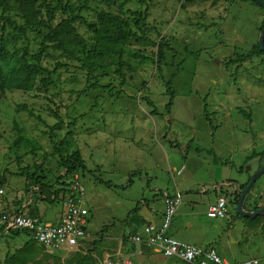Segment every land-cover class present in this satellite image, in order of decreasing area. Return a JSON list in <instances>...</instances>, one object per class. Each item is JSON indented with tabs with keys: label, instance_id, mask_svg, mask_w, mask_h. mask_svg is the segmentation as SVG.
<instances>
[{
	"label": "rangeland",
	"instance_id": "rangeland-1",
	"mask_svg": "<svg viewBox=\"0 0 264 264\" xmlns=\"http://www.w3.org/2000/svg\"><path fill=\"white\" fill-rule=\"evenodd\" d=\"M47 1L53 7L70 1L73 16L83 17L89 24L97 23L100 12L121 16L133 32L150 42H128L122 76L116 72V57L104 58L96 77L110 90L84 92L87 72L76 57L83 45L92 43L87 25H74L64 36L65 49H46L44 53V43L54 45L45 42L50 33L45 27L26 37H9L7 59L0 61L7 79L16 76L23 62L50 72L58 63L67 66L52 75L48 87L40 82L47 77L43 74L26 90L0 91V177L5 179L0 187L6 190L4 198L24 207L34 195L42 219L56 220L62 206L48 198L65 175L56 143L65 155L78 151L85 163L81 177L89 224L88 237L73 252L47 250L26 233L18 238L2 233L0 264H100L105 254L119 250L132 255L136 264H182L155 254L144 243L136 246L130 241L134 236L145 239L142 219L150 222L151 215L160 216L163 194L176 190L183 194V204L172 225L174 238L186 242L180 233L191 221L192 231L206 235L208 244L213 243L209 247L221 258L232 264L250 259L264 264V215L245 218L237 213L240 184L247 183L264 160V56L241 61L259 44L264 10L243 0L195 4L95 0L88 9L81 8L78 0ZM138 14L143 17L140 30L135 27ZM10 15L18 24L26 23L18 6ZM67 18L59 11L53 27ZM38 19L40 15L33 16V21ZM163 38L177 56L166 52L161 77L155 62ZM175 74V98L168 113L165 82ZM154 110L157 116L151 115ZM240 110L251 115V120ZM209 123L218 127L214 134ZM210 150L220 162L213 161ZM253 153L262 154V161L249 159ZM182 166L183 175L174 181L173 172ZM135 173L141 177H133ZM220 196L227 200L228 213L225 219L211 220L207 210ZM255 207L264 208V174L243 204L246 212Z\"/></svg>",
	"mask_w": 264,
	"mask_h": 264
},
{
	"label": "trees",
	"instance_id": "trees-1",
	"mask_svg": "<svg viewBox=\"0 0 264 264\" xmlns=\"http://www.w3.org/2000/svg\"><path fill=\"white\" fill-rule=\"evenodd\" d=\"M78 1L80 3L81 8L88 9L90 7V4L95 0ZM173 1H176L178 3L185 1L187 4H195L198 2H207L209 0ZM243 1L252 3L257 7H260L253 0ZM262 1L264 2V0ZM15 5L18 6V9L24 13V15H22V18L26 21V23L23 25L18 24L10 15ZM40 9H44L45 13H42ZM73 10V5L70 4V1H68L65 5L61 7H53L50 3H48L47 0H0V61L4 62L7 59L8 50L6 49V45L8 43L9 37H12L14 39H17L18 37H26L28 32L39 30L45 27L50 30V33L47 34L45 37V42L52 43L54 45L50 46L44 43L46 47L41 51V53H44L46 49L63 50L66 48L67 45V40L64 39V36L69 34L73 30L75 24L83 23L88 26L92 38V43L89 46L83 45L79 50V55L76 57V59L82 64V69L87 72L88 86L84 90V92L110 90L108 88L111 87L101 86L96 77V73L98 72L99 68L102 67V60L109 55H113L114 57H116V72L117 74L122 76L123 52L128 42L133 39L141 42H150V39H148L145 35L139 36L137 33L133 32L130 28L129 23L125 22L121 16L114 15L110 12H100L97 13L96 16L97 23L89 24L85 21L83 17L73 16ZM59 11H62L64 14H66L68 18L66 20H63L60 24H58L56 28H54L53 23L55 22L56 16ZM131 14L135 15L136 13ZM34 15H40V19H38V21H33ZM142 19L143 17L138 14V19L135 20V27L137 30H140ZM263 30L264 29L262 28L261 31ZM167 51L173 53L174 57L177 56L176 51H174L171 48L169 42L165 38H163L158 44L157 61L155 62L158 75L161 77H163V65L165 63ZM261 56H264V52L261 51L258 44L252 48L249 54L243 55L241 57V61L246 62L248 60ZM66 66L61 63H58L55 65L54 70L50 72L46 69L41 68L38 65L23 62L19 67V72L13 79H7L5 74L3 73L2 68L0 67V91L5 92L11 90H26L27 87L32 85L33 80L36 76L43 74H45L47 77L42 78L40 82L41 84H43V86L48 87L52 84V75L56 74L59 70L66 68ZM178 70L179 69H177V71ZM175 77H177L176 74L170 80L165 82L166 92L167 95L170 97L169 103L165 108L168 113L170 112L173 106L175 98L173 84ZM206 109L207 106L205 105V110ZM21 110L27 109L26 107H21ZM239 112L243 115L244 118H246L247 120H251V115L247 114L244 110H240ZM205 113L207 120L210 121L207 110ZM151 115L157 116V111H152ZM209 125L212 128L214 134V131H216L218 127H213L212 123H209ZM192 143L193 141H191L189 145L186 146V151L187 149H190ZM170 145L172 148L181 149L179 145H174L173 143H170ZM55 148L60 158V166L65 169V175L63 177L64 179L61 180L60 187L58 189L51 192V189L49 188V192H51V198H48V201L51 203L56 202L60 204L61 198L67 192L64 188H62L65 185V182L70 178L71 175L75 173H79L81 175L82 172L86 171V167L78 151L72 154L65 155L63 154V151L60 146H58L56 143ZM196 151L200 152L201 149H196ZM209 154L214 157L213 161L215 163L220 162V159L215 156L213 150H210ZM260 156L262 157V154L253 153V155L249 159H253ZM133 177H141V175L139 173H135ZM250 181L251 178L248 179L246 184L241 186L240 190L243 191L249 185ZM97 182L103 184L108 188L113 187L110 182H105L102 179H97ZM4 183V177H0V184ZM36 183H39L38 179L36 180ZM254 186L255 184L251 188L250 192L252 191ZM127 187H129V185ZM250 192L248 193V195L250 194ZM261 208L262 207H255L253 210H249L248 212H255ZM4 232L5 229H0V234ZM8 233L12 234L14 238H18L23 232L19 230L10 229ZM126 237H129V234H127ZM30 240L35 242L32 238H30Z\"/></svg>",
	"mask_w": 264,
	"mask_h": 264
},
{
	"label": "built area",
	"instance_id": "built-area-1",
	"mask_svg": "<svg viewBox=\"0 0 264 264\" xmlns=\"http://www.w3.org/2000/svg\"><path fill=\"white\" fill-rule=\"evenodd\" d=\"M185 167L182 166L173 172V179L183 175ZM1 186V185H0ZM66 194L61 198V218L57 223L43 221L37 215L25 210H0V229L8 234L10 229L26 233L39 246L53 252L78 251L82 241L88 237L89 209L85 186L82 177L75 173L62 187ZM237 190V189H236ZM6 195V190L0 187V197ZM39 198V197H38ZM31 205L38 201L34 195L29 196ZM164 215L160 226L147 225L145 239L134 236L130 239L136 246L146 244L155 254L165 259L182 264H232L221 258L213 248H202L175 239L169 235L173 221L183 204V194L176 190L170 194H163ZM227 200L220 196L215 203L209 206L207 217L211 220L225 219L228 213ZM130 254L119 250L116 253L105 254L100 264H136ZM236 264H259L255 259Z\"/></svg>",
	"mask_w": 264,
	"mask_h": 264
},
{
	"label": "crops",
	"instance_id": "crops-1",
	"mask_svg": "<svg viewBox=\"0 0 264 264\" xmlns=\"http://www.w3.org/2000/svg\"><path fill=\"white\" fill-rule=\"evenodd\" d=\"M256 158H260V161H262L261 159H262V157L260 156V157H256ZM263 162V164L261 165V166H263L264 165V160L262 161ZM248 181V180H247ZM236 183V182H235ZM246 182H243V183H241L240 185H244ZM231 185H233V184H231ZM234 189V191L236 192L237 190L236 189H238V186L237 187H235V188H233ZM234 192V193H235ZM6 196V195H5ZM5 196H3V197H0V210H5V211H14V210H17V209H21V210H25L26 212H28V213H30V214H34V215H37V216H39V217H41L40 216V214H39V212H38V210H37V207H36V204L35 205H31L30 204V201L27 203V205L25 206L24 205V207H20V206H15V205H11L10 203H9V201H6V198H4ZM262 202V201H261ZM260 202V203H261ZM215 203V202H214ZM213 204V203H212ZM211 204V205H212ZM15 207H17V208H15ZM163 215H164V210H163V212H162V214H160V216H152L151 215V219H150V222H147V220L145 219V218H143L142 219V221H141V224L144 226V227H146L147 225H155V226H160L161 225V223H162V219H163ZM177 215H178V213H177ZM177 215H176V217H177ZM175 217V218H176ZM42 218V217H41ZM61 218V214L60 215H58V217L56 218V220L55 221H47V222H51V223H57L58 221H59V219ZM175 220V219H174ZM44 221V220H43ZM174 222V221H173ZM173 225V224H172ZM186 228V229H185ZM183 232H181L180 234H181V236H183V238H185V243H188V244H191V245H195V246H198V247H202V248H211V247H209V246H213V243L212 244H208L209 242L206 240L207 239V236L206 235H203V234H201L200 235V233L199 232H197V231H192L193 229H194V225L192 224V222L191 221H187V223L185 224V226H183ZM176 230H175V228H173V227H171V229H170V231H169V235L171 236V237H173L174 238V232H175ZM175 239H177V238H175ZM181 241V240H180ZM183 242V241H182ZM196 243V244H195ZM201 246H200V245ZM168 260V259H167ZM224 260H226L225 258H224ZM250 260H252V259H250ZM170 261H172V260H170ZM227 261V260H226ZM174 262H176V261H174ZM179 263V262H178ZM230 263V262H229Z\"/></svg>",
	"mask_w": 264,
	"mask_h": 264
},
{
	"label": "water",
	"instance_id": "water-1",
	"mask_svg": "<svg viewBox=\"0 0 264 264\" xmlns=\"http://www.w3.org/2000/svg\"><path fill=\"white\" fill-rule=\"evenodd\" d=\"M256 4H258L263 10H264V2L262 0H253ZM259 47L261 49L262 52H264V30L262 32V35L260 37L259 40ZM264 174V166H262L256 173L255 175L251 178V181L249 183V185L241 192V195L239 197V201H238V205H237V213L238 215L245 217V218H256L259 216H263L264 215V208L259 209L255 212H246L243 209V204L244 201L248 195V193L250 192L251 188L253 187V185L255 184V182L257 181V179Z\"/></svg>",
	"mask_w": 264,
	"mask_h": 264
}]
</instances>
